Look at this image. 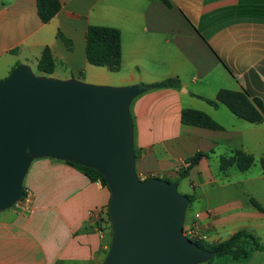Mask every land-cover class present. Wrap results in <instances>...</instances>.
I'll return each mask as SVG.
<instances>
[{
    "label": "crops",
    "instance_id": "crops-1",
    "mask_svg": "<svg viewBox=\"0 0 264 264\" xmlns=\"http://www.w3.org/2000/svg\"><path fill=\"white\" fill-rule=\"evenodd\" d=\"M59 1V11L41 22L35 0H0V79L19 64L35 75L101 85L177 77L179 87H147L130 101L135 171L140 179L174 180L186 157L203 152L184 177L190 186L182 185L181 192L192 196L184 226L195 222L208 242L246 229L260 247L245 259L222 255L200 264H264V171L257 161L264 158V118L250 123L204 99L220 88L244 90L261 101L264 114V0H169L170 6L160 0ZM88 25L120 31L118 71L88 63ZM46 46L55 61L48 75L36 67ZM183 108L207 113L222 129L181 123ZM234 149L256 161L245 171L235 165L221 170L219 158ZM210 160L218 177L199 170ZM23 186L32 193L28 210H0V264L103 262L111 242L106 186L71 162L46 156L31 159Z\"/></svg>",
    "mask_w": 264,
    "mask_h": 264
},
{
    "label": "water",
    "instance_id": "water-1",
    "mask_svg": "<svg viewBox=\"0 0 264 264\" xmlns=\"http://www.w3.org/2000/svg\"><path fill=\"white\" fill-rule=\"evenodd\" d=\"M144 84L110 86L35 75L19 64L0 79V210L23 193L32 158L100 172L110 191L109 249L101 264H200L214 252L183 232L189 197L176 182L135 171L130 101Z\"/></svg>",
    "mask_w": 264,
    "mask_h": 264
},
{
    "label": "trees",
    "instance_id": "trees-1",
    "mask_svg": "<svg viewBox=\"0 0 264 264\" xmlns=\"http://www.w3.org/2000/svg\"><path fill=\"white\" fill-rule=\"evenodd\" d=\"M160 1L166 6H170L171 4L169 0ZM35 3L37 16L41 22H48L61 7L59 0H35ZM59 36L65 41V43L69 42V40L61 33H59ZM85 54L89 64L103 66L112 72L118 71L121 66L120 31L117 28L110 26L88 25L86 31ZM36 67L40 73L47 75L54 71L55 61L48 46L42 49ZM179 84L180 82L177 77H166L147 84V87H179ZM204 99L213 107H217L219 104L225 105L235 116L250 123H259L264 118L261 101L257 98H250L249 94L244 90L220 88L216 92L214 98ZM180 120L181 123L186 125L213 130L222 129V126L212 117L197 109L183 108L181 110ZM204 155L203 152L197 151L186 157L177 171L176 178L174 180H169L167 178L164 179L169 182H176L178 178L186 177L189 174V170L196 165ZM255 161L256 159L252 154L245 153L239 149H234L231 151L230 155H222L219 158V167L221 170H226L231 165H235L240 171H245ZM257 161L264 171V158L261 157L257 159ZM71 163L79 167L92 181H98L107 187L103 175L96 169L73 162ZM187 196L189 197V202H192V196ZM252 202L257 208L262 209L257 202L254 200H252ZM106 214L108 218L107 222L109 224L108 212H106ZM108 227L110 229V224ZM192 239L198 246L213 251L214 257L229 255L233 259H245L252 251L260 247L259 238L246 229H238L227 238L216 242H208L202 238Z\"/></svg>",
    "mask_w": 264,
    "mask_h": 264
},
{
    "label": "built area",
    "instance_id": "built-area-1",
    "mask_svg": "<svg viewBox=\"0 0 264 264\" xmlns=\"http://www.w3.org/2000/svg\"><path fill=\"white\" fill-rule=\"evenodd\" d=\"M31 200H32V193L29 190L23 188V193L20 196V198L14 203V206H17L19 210L26 211L30 207ZM93 213L97 215L98 210H94ZM198 216H199L198 214H195V217H198ZM183 232L190 239L192 238L204 239L205 238L204 235H201L198 232L197 224L195 222H192L190 225L186 227L184 226Z\"/></svg>",
    "mask_w": 264,
    "mask_h": 264
},
{
    "label": "rangeland",
    "instance_id": "rangeland-1",
    "mask_svg": "<svg viewBox=\"0 0 264 264\" xmlns=\"http://www.w3.org/2000/svg\"><path fill=\"white\" fill-rule=\"evenodd\" d=\"M32 72L34 73L35 70L33 69ZM164 79V78H163ZM110 86H114V85H110ZM148 91H143L141 92L140 94H138L136 97H134V100H137L138 98H140L141 96L145 95ZM207 166L204 165V163H202L200 165V171L205 175V174H208L209 172L212 173V176L213 177H218V172H217V166H216V163L215 161L213 160H210V162L208 164H206ZM210 177V176H209ZM178 181L180 182V186L178 185V191L180 193H182V185H185L186 187H189L190 184H189V180L187 178H178ZM208 185L211 184V183H207ZM207 185V186H208ZM24 188V186H23ZM183 194V193H182ZM11 208V207H9ZM190 210H191V207L188 206L187 209H186V215L188 216L189 213H190Z\"/></svg>",
    "mask_w": 264,
    "mask_h": 264
}]
</instances>
